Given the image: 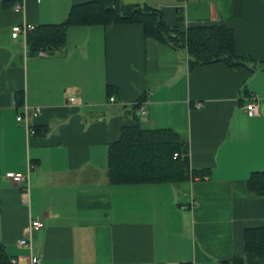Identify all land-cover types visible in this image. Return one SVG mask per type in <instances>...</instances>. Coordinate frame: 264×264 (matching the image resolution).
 Returning a JSON list of instances; mask_svg holds the SVG:
<instances>
[{
	"label": "crops",
	"instance_id": "1",
	"mask_svg": "<svg viewBox=\"0 0 264 264\" xmlns=\"http://www.w3.org/2000/svg\"><path fill=\"white\" fill-rule=\"evenodd\" d=\"M90 1L0 0V245L10 264H29L17 242L36 219L43 227L32 253L41 264H221L239 255L264 264L245 249L246 229L264 228V198L246 187L252 172H264V68L191 69L186 49L146 38L139 24L71 27L48 56L32 53L27 35L12 36L19 25L62 24ZM122 1L158 8L182 31L223 22L239 55L264 60V0ZM17 93L36 133L17 120ZM252 96L261 105L253 117ZM137 122L179 134L204 177L110 184L109 146ZM29 165V185L6 178Z\"/></svg>",
	"mask_w": 264,
	"mask_h": 264
},
{
	"label": "trees",
	"instance_id": "2",
	"mask_svg": "<svg viewBox=\"0 0 264 264\" xmlns=\"http://www.w3.org/2000/svg\"><path fill=\"white\" fill-rule=\"evenodd\" d=\"M179 20L182 21L183 17ZM132 24L142 25L148 39L174 49H186L191 69L216 63L228 67L245 66L250 71L264 68V60L255 62L239 55L234 31L223 22L192 26L182 31L177 26H169L158 8L125 4L122 0H92L74 5L64 23L37 26L27 34L26 40L30 51L37 54L41 49L53 51L64 46L71 27ZM108 90L111 97L116 93L112 86ZM23 106L24 95L17 93L16 107ZM108 157V180L112 185H180L203 178L207 173L192 170L188 146L179 134L171 129H144L139 122L122 128L119 141L109 146ZM246 187L249 194L264 198V172H252ZM245 249L258 259L264 258L263 227L246 229ZM0 264H10L1 245ZM221 264H246V259L239 255Z\"/></svg>",
	"mask_w": 264,
	"mask_h": 264
},
{
	"label": "built area",
	"instance_id": "3",
	"mask_svg": "<svg viewBox=\"0 0 264 264\" xmlns=\"http://www.w3.org/2000/svg\"><path fill=\"white\" fill-rule=\"evenodd\" d=\"M23 9H24V6L22 4L16 5V10L21 11ZM34 29H35V26L30 25V24H25L23 26H20V25L15 26L12 29V36H13V38L18 37L20 34H24V36H26L30 31H33ZM38 55L39 56H48V51L46 49H41L38 52ZM71 100H74V99H71ZM111 102H115V99L111 98ZM250 102L251 103L246 107V111H247L248 115L251 117L259 115L260 111H261L260 100L256 96H252ZM22 110H23V113L17 117L18 122L24 123L26 125L28 132L34 133V130L30 127V125L28 123V115H29L28 107L24 105ZM40 111H41L40 109H37L36 113L39 114ZM139 112L141 114L146 113L145 104H142L140 106ZM175 156L178 157V154H176ZM33 168H34V166L29 165L27 174L8 172L6 174V178L10 179L11 181H13L16 184L29 185V173ZM42 227H43V222L41 219H36V220L30 221L28 226L24 229L23 238L17 242V244L20 248H26V249L30 250L31 256H30L29 264H41V260L38 257H36L35 255H33V253H32V249H33L32 237H33L34 231L37 229H40ZM15 263H16V260H12V264H15Z\"/></svg>",
	"mask_w": 264,
	"mask_h": 264
}]
</instances>
